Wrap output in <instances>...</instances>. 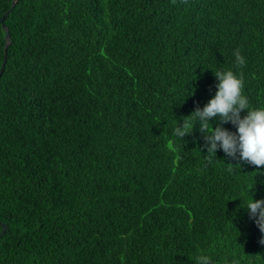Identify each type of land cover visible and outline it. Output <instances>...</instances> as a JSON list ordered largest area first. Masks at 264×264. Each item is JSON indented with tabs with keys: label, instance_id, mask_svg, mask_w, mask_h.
Returning <instances> with one entry per match:
<instances>
[{
	"label": "trees",
	"instance_id": "trees-1",
	"mask_svg": "<svg viewBox=\"0 0 264 264\" xmlns=\"http://www.w3.org/2000/svg\"><path fill=\"white\" fill-rule=\"evenodd\" d=\"M11 2L0 0V264H195L202 249L215 264H264V234L237 197L254 182L264 198V165L222 149L209 163L198 123L173 135L214 95L213 71H242L264 104V0Z\"/></svg>",
	"mask_w": 264,
	"mask_h": 264
},
{
	"label": "clouds",
	"instance_id": "clouds-1",
	"mask_svg": "<svg viewBox=\"0 0 264 264\" xmlns=\"http://www.w3.org/2000/svg\"><path fill=\"white\" fill-rule=\"evenodd\" d=\"M234 62L241 69L247 64L245 56L239 51L234 52ZM213 73L217 80L214 95L202 108L198 107L190 115L183 117L182 125L177 121L173 135L182 139L192 133L198 123L205 140L203 147L209 163L215 159L217 150L222 149L226 157L255 165L259 171V166L264 165V104H251L244 92L245 80L242 71L223 68ZM227 123L234 125L235 131L223 126ZM228 171L231 172L232 169L229 168ZM253 186L254 182L246 186L243 194L237 196L243 197L238 210L242 207L264 234V198H254ZM260 243L264 244V236ZM194 262L215 264L213 255L207 249L200 250L195 255ZM223 264H240V260L235 255H225Z\"/></svg>",
	"mask_w": 264,
	"mask_h": 264
},
{
	"label": "water",
	"instance_id": "water-1",
	"mask_svg": "<svg viewBox=\"0 0 264 264\" xmlns=\"http://www.w3.org/2000/svg\"><path fill=\"white\" fill-rule=\"evenodd\" d=\"M16 0H12L11 2V6H13L15 4ZM3 20V18L1 19V21ZM4 27V30H5V39H6V43H5V47H4V52H5V58L7 56V45L9 43V34H8V31H7V28L3 25ZM5 58L2 62V65H1V68H0V74L2 73V70H3V66H4V63H5ZM0 226H1V230H0V235L3 234L5 231H6V228H7V225L3 222L0 221Z\"/></svg>",
	"mask_w": 264,
	"mask_h": 264
}]
</instances>
